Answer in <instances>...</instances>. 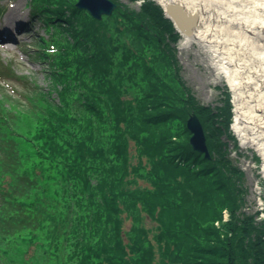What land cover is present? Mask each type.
<instances>
[{
	"label": "trees",
	"instance_id": "obj_1",
	"mask_svg": "<svg viewBox=\"0 0 264 264\" xmlns=\"http://www.w3.org/2000/svg\"><path fill=\"white\" fill-rule=\"evenodd\" d=\"M76 2L27 0L46 86L0 57V264H264L230 92L198 101L155 0L100 19ZM192 112L210 157L191 145Z\"/></svg>",
	"mask_w": 264,
	"mask_h": 264
},
{
	"label": "rangeland",
	"instance_id": "obj_2",
	"mask_svg": "<svg viewBox=\"0 0 264 264\" xmlns=\"http://www.w3.org/2000/svg\"><path fill=\"white\" fill-rule=\"evenodd\" d=\"M133 8L139 9L141 2L133 0H122ZM209 7L215 12L226 15L225 19L213 21L212 27L218 28L217 33L223 37L227 46L230 47L234 57L242 55L247 61V66H262L264 69V34L247 31L240 20L255 19L264 21V0H196ZM0 29L5 25L10 26L18 41L5 44L0 42V57L7 62H11L20 74H31L38 82L46 86L47 80L42 72L43 63L40 60L32 59L31 53L34 49L36 34L47 36L42 21L34 18L30 27L23 26L30 18L27 0H0ZM21 17L22 25L14 27L10 21L15 17ZM4 24V25H3ZM22 27H24L22 29ZM20 29L22 31H20ZM22 32V33H21ZM182 37L178 42V58L181 63L182 76L188 83L198 101L207 105H218L221 90L230 92L231 101V131L235 134L239 149L236 151L231 145V155L238 165L242 167L246 176V184L249 187L247 195V209L254 213L261 210L260 217H264V160L256 148L251 145L241 144L240 138L234 130L232 118L234 115V90L229 85L228 80L223 75L217 73L213 64L212 52L208 46L199 41H190L182 45ZM232 67H234L232 65ZM133 154L134 164H137V148L134 143L130 145ZM240 153V154H238ZM258 156V159L255 158ZM138 185H148L146 180L138 177ZM134 185V186H138ZM124 215H128L124 213ZM145 223L148 228L157 226V223L148 216H145ZM132 227V219L129 216L125 221V230Z\"/></svg>",
	"mask_w": 264,
	"mask_h": 264
},
{
	"label": "bare ground",
	"instance_id": "obj_3",
	"mask_svg": "<svg viewBox=\"0 0 264 264\" xmlns=\"http://www.w3.org/2000/svg\"><path fill=\"white\" fill-rule=\"evenodd\" d=\"M157 1L166 8L169 5H176L181 17L188 24L183 28L176 21L177 28L182 33V45L197 40L210 48L217 73L223 75L234 90L232 118L234 130L241 144L256 148L264 160V69L262 66H247V61L242 55L236 57L232 55L230 47L217 33L218 28L212 27L213 21L226 18L223 13L215 12L209 5L196 0ZM18 18L19 16L15 17V20ZM239 22L248 32L264 34L263 20L243 19Z\"/></svg>",
	"mask_w": 264,
	"mask_h": 264
},
{
	"label": "water",
	"instance_id": "obj_4",
	"mask_svg": "<svg viewBox=\"0 0 264 264\" xmlns=\"http://www.w3.org/2000/svg\"><path fill=\"white\" fill-rule=\"evenodd\" d=\"M158 3L161 5L160 2ZM76 5L79 8L89 10L92 16L96 19L102 18L103 15L112 14L118 6V4L114 0H77ZM161 6L164 7L163 5ZM164 11L165 16L173 21L175 28H177L176 21L183 28H185V26H188V24L185 23L183 17H181L180 11L178 7H176V5L173 4L172 6H167V8L164 7ZM191 114L192 115L187 120L188 128L192 132V136L190 138L191 145L198 151H202L205 156L210 157L208 152V145H206V134L204 133L203 124H201L199 118L195 113Z\"/></svg>",
	"mask_w": 264,
	"mask_h": 264
},
{
	"label": "built area",
	"instance_id": "obj_5",
	"mask_svg": "<svg viewBox=\"0 0 264 264\" xmlns=\"http://www.w3.org/2000/svg\"><path fill=\"white\" fill-rule=\"evenodd\" d=\"M226 217H227V212L225 213V219H226Z\"/></svg>",
	"mask_w": 264,
	"mask_h": 264
}]
</instances>
